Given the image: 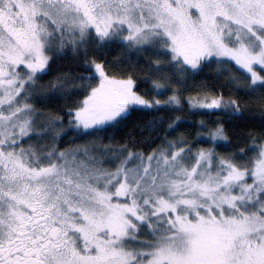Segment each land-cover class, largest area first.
Wrapping results in <instances>:
<instances>
[{"label": "snow or ice", "instance_id": "1", "mask_svg": "<svg viewBox=\"0 0 264 264\" xmlns=\"http://www.w3.org/2000/svg\"><path fill=\"white\" fill-rule=\"evenodd\" d=\"M109 46L164 58L153 70L171 75L157 94L213 64L264 89V0H0V264H264V142L254 140L248 165L183 140L147 155L44 143L62 121L41 119L37 81L65 51L92 74L76 80L98 79L66 106L78 138L164 110L131 75L114 78L91 58ZM191 106L240 110L222 97ZM210 135L226 139L219 127Z\"/></svg>", "mask_w": 264, "mask_h": 264}, {"label": "trees", "instance_id": "2", "mask_svg": "<svg viewBox=\"0 0 264 264\" xmlns=\"http://www.w3.org/2000/svg\"><path fill=\"white\" fill-rule=\"evenodd\" d=\"M91 58L105 64L110 76L124 79L131 75L137 82L138 94L146 100H159L164 110L149 109L135 111L129 119L124 120L106 133H100L98 141L104 146L117 148L127 146L133 153L147 155L161 145L165 139L176 144L177 141H187L192 147L202 144L204 147L212 142H218L216 152L223 157H235L236 162L252 160L256 153L251 151L253 142H264V89L256 86L249 87L250 80L230 68L233 76L219 75L216 65L205 68L198 75L185 77L186 84L182 87L172 85V90H163V94L153 91L156 84L164 85V79L171 73L156 72L153 66L162 64L164 58L156 57L151 52L134 53L123 46H109L90 50ZM83 64L79 58L65 51L50 63L48 74L37 83L41 86L37 94L41 97L33 106L43 112L44 119L60 118L62 126L57 125L52 130L56 133L55 147L60 151H68L75 145L78 138L74 132L68 131V117L65 115L66 106L74 105L84 99L85 91L82 83L97 86L98 79L87 81L76 80V76H89L91 73L82 70ZM262 73V72H261ZM71 78L72 83L67 79ZM53 87H49V85ZM62 88L63 90L56 91ZM178 95L179 104L166 105L173 94ZM182 93V94H181ZM222 97L224 101H235L239 105V113H233L231 107L220 110L197 109L191 106L203 97ZM203 122V124H201ZM171 125V128L169 127ZM224 130L226 139L212 140L211 133L217 128ZM67 133V134H66ZM203 141V142H202ZM35 143V141H33ZM45 144L53 143L48 137ZM258 146V145H257ZM243 156V158H241Z\"/></svg>", "mask_w": 264, "mask_h": 264}, {"label": "rangeland", "instance_id": "3", "mask_svg": "<svg viewBox=\"0 0 264 264\" xmlns=\"http://www.w3.org/2000/svg\"><path fill=\"white\" fill-rule=\"evenodd\" d=\"M255 70L258 72V74L264 76V72L261 73V70H260L259 67H256ZM233 71H235L237 74H238V71L240 72L241 75L245 74L247 79H249V77H250V74H247L246 72H244L242 70H237L236 67H233ZM229 78H230V80H232L233 76L231 75V76H229ZM56 133H57L58 137L61 135V131H57ZM56 133H55L54 130L51 129V136H49V138L51 139L52 136L56 137ZM93 142H95L98 146L101 144L98 141V139H96L95 137L77 138L76 141H75V145L73 147L69 148L68 151H71L73 149H79V148H82V147L89 146ZM217 144H218V142H212V143L206 145L205 147L202 144L196 145V146L193 147V151H195L196 149H210V150H213V151L216 152V148L215 147H216ZM216 154L219 155V152H216ZM219 156L223 158V156H221V155H219ZM250 161H252V157L251 156L248 157L245 161L238 162V163L239 164L248 165ZM105 167H108V165H105Z\"/></svg>", "mask_w": 264, "mask_h": 264}]
</instances>
